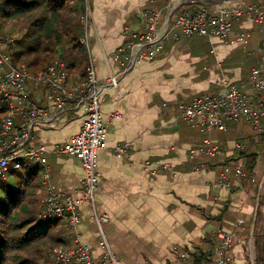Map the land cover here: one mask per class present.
I'll use <instances>...</instances> for the list:
<instances>
[{
    "label": "crops",
    "instance_id": "crops-1",
    "mask_svg": "<svg viewBox=\"0 0 264 264\" xmlns=\"http://www.w3.org/2000/svg\"><path fill=\"white\" fill-rule=\"evenodd\" d=\"M165 1L154 0L152 9L161 10ZM146 3L87 0L84 46L88 61L93 63L98 83L104 85L110 77L117 78L116 87H103L101 119L106 127V149L97 155L102 178L95 191L96 212L109 219L103 228L109 246L120 264H177L179 254L187 256L184 264H191L190 258L198 255L200 264H217L213 261L216 232L230 229L240 217L244 224L230 252L223 256L231 254L232 264H264V189L258 192L264 162L257 159L250 175L240 181L229 176V190L214 187L220 165L240 150L231 139L238 131L229 130L231 124H227L225 132L206 133L192 129L180 116V107L192 98L222 91L227 83L239 85L251 69L264 71L261 26L246 18L234 24L232 31L245 37V48L217 39L187 38L180 33L174 37L170 33L155 59L126 69L118 66L113 56L126 42V28L140 33ZM209 6L208 0L185 2L182 9ZM164 18L162 12L160 21ZM247 93L255 102H264V95L251 89ZM30 98L38 105L45 103L41 90L32 91ZM113 115L119 118L112 119ZM83 116L80 107L34 127L36 144L45 149L54 191L75 198L80 197V165L75 159L57 155L55 149L79 131ZM14 121L17 124V119ZM205 139L220 146L219 157L192 153ZM116 147L128 149L116 157ZM144 163L153 168L165 165L167 169L149 175ZM34 167L41 175L43 168ZM80 211L81 240L98 252L91 209L83 203Z\"/></svg>",
    "mask_w": 264,
    "mask_h": 264
},
{
    "label": "built area",
    "instance_id": "built-area-1",
    "mask_svg": "<svg viewBox=\"0 0 264 264\" xmlns=\"http://www.w3.org/2000/svg\"><path fill=\"white\" fill-rule=\"evenodd\" d=\"M196 1L204 0H166L161 10H153L154 0H147L141 14L140 33L128 28L124 30L127 39L124 45L116 50L114 62L129 69L146 60L155 59L162 49L163 39L170 33L174 37L180 33L187 38L217 39L222 43L245 48V37L232 31L234 24L244 18L260 25V33L264 35V9L261 0L250 3L247 0H208L211 2L208 8L200 7L192 11L182 9L185 2ZM162 12L165 13L163 22L160 21ZM87 16L88 7L81 21L84 33L79 43L83 45H86ZM105 85L116 87L117 78L110 77L104 85L98 83L90 61L85 76L72 80L67 64L59 58L51 60L43 70L29 74L24 63L17 66L11 64L4 40L2 42L0 36V180L7 181L8 174L21 170L25 163L43 168L41 186L44 197L37 218L42 222L59 221L70 233L68 244L51 250L52 264H120L104 234L103 228L109 222L108 216L98 214L95 208V191L102 178L97 169V155L106 149V127L101 119ZM247 89L258 95L264 93V71L251 69L248 78L239 85L227 83L222 91L192 98L189 104L180 107V116L192 129L206 133L225 132L227 124L240 120L249 125L255 133H264V103L255 102L247 93ZM37 90L43 92L44 105L31 101L32 91ZM80 107L84 110V116L79 131L64 145L55 149L57 155L75 159L80 165V197L75 198L54 191L45 149L36 144L34 127L50 117L55 118ZM117 118L118 115L112 116V119ZM236 148L242 149L240 146ZM127 149L128 147H116V157L124 155ZM192 151L208 158L219 157L222 152L220 146L209 139H205L201 146ZM143 166L149 175L167 169L165 165L153 168L149 163H144ZM230 173L238 181L245 178L244 163L236 162L233 166H224L214 187L222 186L229 190L232 187L229 181ZM262 185L261 181L259 193ZM83 203L90 207L96 225L98 252L83 243L80 237V207ZM243 224V219L237 217L231 223L230 229H219L216 232L217 243L213 257L215 263L232 264L231 254L225 257L223 255L230 252L237 231ZM186 258L185 254H179L177 264H184Z\"/></svg>",
    "mask_w": 264,
    "mask_h": 264
},
{
    "label": "trees",
    "instance_id": "trees-1",
    "mask_svg": "<svg viewBox=\"0 0 264 264\" xmlns=\"http://www.w3.org/2000/svg\"><path fill=\"white\" fill-rule=\"evenodd\" d=\"M87 5V0H0V28L11 21L16 26L11 36L20 34L6 49L11 64L24 63L29 74H35L59 58L67 64L70 78L84 77L89 59L79 39ZM230 124L229 130L238 131L231 139L242 149L220 165V170L243 162L247 177L257 159L264 162V133H255L243 120ZM9 174L11 181L0 180V264H52L51 250L68 244L70 233L59 221L38 220L37 206L44 192L37 167L25 163ZM59 227L64 228L63 233L57 232ZM189 262L200 264L201 256Z\"/></svg>",
    "mask_w": 264,
    "mask_h": 264
},
{
    "label": "rangeland",
    "instance_id": "rangeland-1",
    "mask_svg": "<svg viewBox=\"0 0 264 264\" xmlns=\"http://www.w3.org/2000/svg\"><path fill=\"white\" fill-rule=\"evenodd\" d=\"M254 1H256V0H254ZM3 26H4V27H2V29L0 28V36H1V38H2V42H3V40H4V45L6 46V49H7L8 45H9L10 43H12L13 40H15L16 38H18L20 34L17 32V35H16V36H15V35L11 36V35H12V32L16 29V26H15L14 23H12L11 21L7 22V24H4ZM20 28H21V27H20ZM20 33H21V30H20ZM9 34H10V35H9ZM92 66H93V63H92ZM93 68H94V67H93ZM7 179H8L9 181H11L12 177H11L10 174H8ZM262 182H263V184H264V175H263V177H262ZM40 203H41V202H40ZM37 208H38L37 211H39L40 207L37 206ZM37 215H38V214H37ZM63 231H64V228H63V227H59L58 230H57V232H62V233H63ZM61 235H62V234H61ZM63 238H64V237H63Z\"/></svg>",
    "mask_w": 264,
    "mask_h": 264
}]
</instances>
